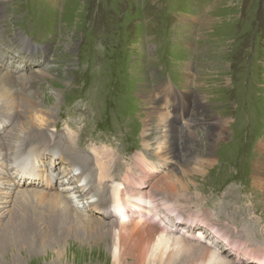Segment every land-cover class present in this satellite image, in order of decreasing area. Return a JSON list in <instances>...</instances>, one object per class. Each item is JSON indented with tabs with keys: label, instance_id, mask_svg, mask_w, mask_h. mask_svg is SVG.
<instances>
[{
	"label": "rangeland",
	"instance_id": "1",
	"mask_svg": "<svg viewBox=\"0 0 264 264\" xmlns=\"http://www.w3.org/2000/svg\"><path fill=\"white\" fill-rule=\"evenodd\" d=\"M29 42L33 53L25 49ZM0 48V69L14 75L15 91L25 79V95L35 93L38 107L46 113L42 117L51 115L57 123V128L46 124L47 129L41 130L47 137L39 145L44 153L59 150L69 157L65 147L76 136L80 146L75 149L89 158L90 165L93 162L96 182L102 163L117 157L118 170L112 168L107 179L120 189L124 181L128 184L123 169L132 171L136 162L140 169L127 175L139 180L127 196L140 201L138 195H143L153 207L169 209L165 212H185L183 220L188 218L187 209L196 216L212 214V221L201 217L191 234L210 224L207 232L226 237L230 230L237 233L232 229L236 221L234 226L247 235L243 239L264 249V185L258 186L254 173L249 175L252 166L264 159V152L258 151L264 149L260 146L262 140L264 144V0H0ZM163 94L169 96L165 110ZM153 107L158 109L156 127L143 130V120ZM22 109L17 107L18 112ZM163 116L171 124L179 119L182 127L186 120L196 122L191 128L193 141L179 134L178 155L169 158L174 161L171 165L156 153L157 122ZM19 118L20 112L13 119H0V123L11 120L0 138L15 130ZM220 122L224 129L212 149L213 164L197 174L195 169L206 168L207 163L183 161L191 158V152L207 150L211 125ZM141 153L148 155L140 158ZM26 156L33 155L26 152ZM146 164L154 168L147 169ZM174 180L180 190L161 191ZM187 185L192 189L180 192ZM78 210L93 214L86 208ZM90 218L105 225L109 220ZM8 219L6 212L2 225ZM58 221L61 224L50 229L48 238L33 239L27 249L18 244L14 253L0 257V264L116 263L114 236L100 235L95 225L88 232L83 224L73 229L70 218ZM126 228L120 238L126 239L130 250H138L133 227L126 224ZM194 242L208 244L207 239ZM178 261L199 264L193 257ZM132 262L126 258L119 264Z\"/></svg>",
	"mask_w": 264,
	"mask_h": 264
},
{
	"label": "bare ground",
	"instance_id": "2",
	"mask_svg": "<svg viewBox=\"0 0 264 264\" xmlns=\"http://www.w3.org/2000/svg\"><path fill=\"white\" fill-rule=\"evenodd\" d=\"M54 38H56V35L52 32L50 40L54 41ZM25 49L32 53L35 51V47L30 42L26 45ZM3 71L0 69V119L4 117L13 119L15 115H19V112L20 118L17 124H15V130H11L5 138H0V257L7 251L14 253L16 250L13 248H16L15 246L18 244L25 245L27 249L30 244L35 243L33 239L39 241L45 240L49 237L50 229L56 227L55 225L61 224L58 220L67 222V219L70 218L72 222L69 224L73 225H70L73 229L80 228L79 224H83L88 232L95 225L97 229H94L96 231L100 230V235L108 234L114 236L117 241L113 246V256L117 264L120 263L121 259L126 258L132 259V264H187L178 261L184 256L196 258L199 264H264V249L248 238L243 239L247 235L246 233H240L239 228L234 226L236 221L232 224V229L237 232L236 234L231 233V230L230 233H226L228 235L226 237L218 231L211 234L207 232L210 230V224H207L204 225V229L198 230V233H192L196 235L193 236L189 230H193L198 225L197 223L201 221V217L212 221V214L203 215L199 213L196 216L197 213L195 211L187 209L190 210L186 211L188 218L183 220L181 215H184L185 212H165L169 211V209L164 208L165 210H163L161 209L162 207H153L150 199L148 203L143 201L145 198L143 195H138L142 198L140 201L137 199L135 201L133 196H127V192L139 180L135 176L127 175L128 172L140 169L135 161V164L130 166L132 171H128L125 168L122 171L125 173L124 178L132 186L125 183L123 179L124 188L120 189L118 186L112 187L110 183L111 179H107L110 177L111 169L119 165L117 157L115 159L107 158L109 161L104 164L102 163V169H99L101 170L100 180L96 182L97 174L93 168V162L90 165L88 162L89 158L77 150V146L80 145L76 136L70 143L67 142L69 144L65 147L69 150V157L67 152L59 150L53 153H44L39 148V145L44 143L47 137L44 138L45 136L41 134V130L44 127L47 129L46 124L49 127L54 126L57 128V123L52 121L51 115L46 119L42 117L46 113L43 112V106L42 108L38 107L39 103H37L38 100H35V93H31L32 96L28 97L25 95L28 91L24 88V84L27 83L25 79L20 82L19 91H15L16 82L12 77L14 75L7 72L4 73ZM31 92L33 91L31 90ZM168 97L166 94H163L164 102L161 106H164V110L166 102L168 103ZM18 98H22L24 102L22 104L18 103ZM17 107L23 108V113L21 111L18 112ZM157 112L158 109L155 107L149 109L146 118L143 120V130L153 129L156 125L154 116ZM168 119L170 118L163 116L157 122L159 127L158 139L160 142L156 147V153L161 158H165L166 161L178 155L176 154V146L178 145L179 134L186 136L187 142L193 141L191 139L193 138L191 128L196 124L194 121L187 122L186 120V127L185 124L182 127L179 126L180 120L178 118V121H175L174 124H171ZM10 121L4 120V123H0V132L7 128ZM219 129H222L221 132H219ZM223 129L224 127L221 122L212 124L208 135L207 150L203 153L191 152V158L189 160L186 159L183 163L189 164L190 161L195 159L199 160L200 163H207L205 164L206 168L195 169L197 174H204L207 167L213 164L212 149L215 140L221 137ZM49 137L50 140L54 139L53 136ZM262 142L263 140L260 142V146L264 145ZM184 145L186 146L187 143ZM147 146L148 144H145V149ZM260 150L264 152V149L260 148L258 151L260 152ZM26 152H29L33 156L27 158ZM147 155L148 153H141L140 158H144ZM45 159L48 162L45 163ZM56 162H61L62 166L58 168L57 164H55ZM171 162L174 163L173 159ZM171 162L170 165L172 164ZM145 166L147 169L154 168L147 164ZM200 166H203V164ZM147 169H142V171H146ZM117 170L118 168L113 169L115 172ZM253 173L255 174L253 179L257 182L258 186L264 185V159L257 161L254 167L252 166V172L249 175ZM115 175L111 177L114 178ZM57 179H59L58 183L56 182ZM104 186L106 188H102ZM177 186L178 184L174 180L173 183L165 187L161 186L160 189L161 191L173 194L180 190ZM138 187L141 188L143 185H138ZM187 188L188 191L192 189L190 185H187L180 192L187 191ZM136 192L137 190L132 191V193ZM150 203L151 205H149ZM11 204L12 206L10 207ZM30 207L32 208L31 211ZM77 208H86L87 210H91L93 214L89 216L88 214L79 212ZM6 212H8L9 219L6 224L2 225V218ZM91 216H102L109 220L106 225L105 223L96 224V222L93 223L94 220L90 218ZM45 224L46 228L43 230L42 226ZM126 224H130L133 227L134 243L138 250H130L127 247L128 242L126 239L120 238L122 233L129 230L128 228L123 229ZM117 227L121 229L117 230ZM181 230L188 231L184 233ZM252 232L251 234H253ZM232 235L237 240L232 241L230 239L233 238ZM235 235L242 236L236 237ZM261 237L264 240V233H262ZM130 239L132 238L130 237ZM203 239H207L208 244L202 246V244L198 245V243L194 242V240L200 242ZM138 251L139 253H137ZM229 258H232V261L226 260Z\"/></svg>",
	"mask_w": 264,
	"mask_h": 264
}]
</instances>
